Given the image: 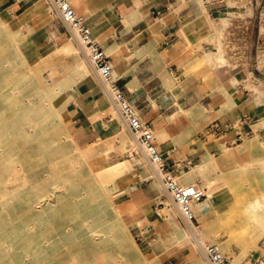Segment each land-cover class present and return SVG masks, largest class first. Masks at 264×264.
<instances>
[{
    "label": "rangeland",
    "instance_id": "1",
    "mask_svg": "<svg viewBox=\"0 0 264 264\" xmlns=\"http://www.w3.org/2000/svg\"><path fill=\"white\" fill-rule=\"evenodd\" d=\"M46 2L51 16L60 19V13L52 12L49 0ZM211 6L212 17L208 18L203 27L187 34L181 53L185 75L194 79L195 89L205 97L206 102L212 99L216 101L218 109L193 133L194 137L193 134L187 136L189 142H199L200 148L193 149L187 145L180 151L182 155L178 154L175 157L178 159L185 153L200 152L203 160L210 157L216 159L217 168L213 174L218 186L213 198H209L206 194L202 200H209L214 207L209 214H203L199 213L195 205L197 220L188 224L190 222L187 223L183 218L180 208L166 188L154 186L155 193L151 201L159 211L158 216L161 221L163 214L167 213V217H171L173 223H177L182 228L190 230L189 227L192 225L195 231L190 235V239L179 244H164L162 238L169 235L174 225L160 227L158 233L146 236L143 231V235L138 234L134 227L130 228L124 222L113 219L111 222L114 224L111 226L104 224L102 238L95 240L88 228L82 225L95 204L91 201L89 191L95 189L99 194L102 190L115 195L121 191L120 189L125 188V184L123 181L118 183L111 177L104 178L102 173L94 176L87 166L88 159L92 162L100 156L97 151L107 135H102L84 147L86 153L88 149L90 154L88 159L86 154V160H83L80 152L74 149L79 144L76 143L66 123L65 127L59 126L48 135L54 140L52 151L41 149L39 141L35 139L15 137L6 133L5 136L0 137V194L15 179L11 170L14 164L21 167L20 177L17 180L23 184L20 201L10 206L4 213L5 216L10 217L11 224L20 228L22 233L15 238H6L4 244H13L14 247L2 251L0 264H90L93 254L98 249L119 256L120 261L117 264H212L206 252L208 243L218 244L229 257L231 264H254L256 258L264 256V221H252L247 207L251 200L261 194L260 181L264 175L261 173L244 175L236 167L238 160L250 156L253 152L264 154V134L256 132L246 136L237 144H228L233 147L242 146L237 157L214 154L197 136V133L203 131L209 122L224 113L236 117L233 108L240 103V100L235 97L234 88L243 81L240 80L228 90L224 87L212 64L214 62L212 58L217 61L218 52L209 53L210 50L207 51L209 45L218 47L216 37L221 33L224 36L226 52L239 57L252 72L256 59H262L264 55L262 51L264 50V0H218ZM4 11L5 0H0V20L9 18ZM224 12L229 16L226 26L222 24ZM75 37L79 41L78 37ZM78 43L82 47L80 41ZM10 44L11 41L6 36L0 39V61L5 60L8 55ZM82 54L87 55L84 48ZM115 73L117 74V70ZM22 75H31L34 80L27 88L16 92L10 100H2L1 95L13 93L16 77ZM60 76L65 78L67 73H60ZM42 80H44L42 63L22 62L0 69V102L2 101L4 106L3 111L0 112V127L6 126L16 114L15 102L27 99ZM232 99L236 100L234 105ZM262 99H264V90ZM256 102L264 106V100L260 99ZM199 116L195 114V117ZM122 118L125 120L123 115ZM261 126H263L262 122L256 127ZM123 135L128 138L134 137L129 125ZM125 157L128 158V154ZM171 164L179 177L185 173L189 177H195L192 181H198L194 172L185 171L191 169L195 162L187 167H184V164L174 166V162ZM96 178L108 180L106 189L103 190V187L96 183ZM139 180L152 183L148 178L138 179V182ZM198 183L202 187L205 184L203 180ZM126 197L128 191L116 195L121 202H124ZM145 200L143 206L147 211H153L154 208L151 207L149 200L146 197ZM169 203L171 204L168 206ZM44 208H48V215L41 220L35 219L34 214ZM220 211L222 214L218 216ZM131 218L129 216L127 221ZM67 227L77 228V231L68 238L63 233ZM261 264H264V261Z\"/></svg>",
    "mask_w": 264,
    "mask_h": 264
},
{
    "label": "crops",
    "instance_id": "2",
    "mask_svg": "<svg viewBox=\"0 0 264 264\" xmlns=\"http://www.w3.org/2000/svg\"><path fill=\"white\" fill-rule=\"evenodd\" d=\"M202 1L72 0L76 9L84 15L91 26L93 36L110 56L117 70L116 78H119L120 85L138 107L142 117L151 122L155 130L165 129L172 137L167 145L158 143L160 149L168 154L170 162L175 163L174 166L184 164V167H187L195 162L191 169L185 171L194 172L197 175V182L202 181L196 169V166L203 162L202 154L185 153L178 159L175 156L181 154L180 151L187 145L193 149L200 148L199 142H189L187 136L195 133L218 109L214 99L210 102L205 101V97L195 89L194 79L185 75L182 66L184 62L181 47L187 39V34L204 25L200 21L204 13ZM42 2L45 3L44 7ZM207 5L208 19L212 17V6ZM47 6L46 0H5L4 13L10 18L13 29H22L21 36L26 38L23 48L30 63L44 64V75L51 69L52 81H63L69 77L78 56L72 50L70 40H75L78 45L79 41L77 42L76 35L61 16L60 19L51 16ZM90 61L87 56L89 65ZM60 73H67V76L61 78ZM244 83L242 81L234 88L235 97L240 100L233 108L235 118L246 111L262 115L264 106L256 102L257 93ZM104 86L99 80L94 84L83 85L82 89L76 85L69 89L77 90L83 99V104L71 102L65 110L66 113L64 112L68 129L76 143L82 147H87L104 134L107 135L104 142L110 140L117 146L122 142L127 144L130 142L123 134H109L91 117L95 109L101 111L107 107ZM172 93L176 94L175 98L184 107L175 119L171 118V110L175 106L171 108L169 106ZM97 101H100V105H96ZM195 114L200 116L195 117ZM111 117L110 113H104L103 120L108 121ZM235 118L224 113L215 119ZM201 132L197 133L199 138ZM104 142L100 144V148ZM206 144L214 154H220L225 145L235 143L231 139H225ZM123 155L121 153L118 157L121 158ZM100 171L106 170L101 168ZM181 178L183 182L190 183L195 177L183 173ZM145 182L146 180H139L135 193L137 197H146L154 210L149 212L140 205L136 213L131 215V220L135 222L134 229L142 235V229L148 228L153 234L160 230V227H165L158 216L159 211L151 202L155 193L154 186Z\"/></svg>",
    "mask_w": 264,
    "mask_h": 264
},
{
    "label": "bare ground",
    "instance_id": "3",
    "mask_svg": "<svg viewBox=\"0 0 264 264\" xmlns=\"http://www.w3.org/2000/svg\"><path fill=\"white\" fill-rule=\"evenodd\" d=\"M70 1L73 4L72 0ZM203 1L202 4L204 13L200 21L202 24H205L208 21L207 16L209 14V8L206 2ZM42 6L44 7L45 3L42 2ZM223 14L222 24L223 26H226L229 21V16L225 14V12ZM21 31L22 29H13L11 27L10 18H3L0 20V39L6 36L11 41V44L8 46V55L6 56L5 60L0 61V69L11 67L14 64L22 62H30L23 48V42L26 40V38H22ZM216 38L218 47L214 48V46L211 44L209 45V49L207 51L210 50L209 53L211 51L218 52L217 61L212 58V61H214L212 64L224 87L227 90L229 88L231 89L233 85L235 86L236 83H238L240 80H243L245 81L246 87L257 93L255 98L256 100H264L262 99L264 85L252 78L251 69L247 68L239 57H237L235 54H228V52H226L227 49L224 45V36L221 33ZM70 43L73 47L72 50L77 53L78 56L73 67L71 68V73L69 74L67 80L52 81L51 77L53 74L51 69H47L49 70L48 73L44 75V80L39 81L38 85H36L34 92L28 96L27 99L20 101L17 100L15 102L17 112L9 120L6 126L0 127V137L5 136L6 133L15 137H23L32 140L35 139L39 141L41 149L52 151L54 149V140L50 139L48 135L59 126L65 127L67 120L64 112L67 109V106L74 101L76 103L83 104V99L81 98L79 92L77 90L69 91V89L75 85L82 89L83 85H87L88 83L94 84L99 80H101V82L105 85L103 93L104 100L107 101V107L102 108L101 111L95 109L93 113H91L92 119L101 124L109 134L121 135L126 132L128 124L125 122V120H123L122 113L115 101L113 102V98H111L112 96L110 95L107 84L103 82L99 74L95 71L91 61L90 65L87 62V55L82 54L83 46L81 47L80 44L78 45L75 40H70ZM112 65L114 78H116L115 65L113 63ZM33 80L34 78L31 75L17 76L15 85L13 87V93L1 95L2 100H10L16 94V92L27 88ZM175 95V93L171 94L172 101L170 103L171 105H169L170 108L175 106V108L171 110L172 119H175L177 116H179L180 112L184 110V107L180 101L175 98ZM235 102L236 100L232 99L233 105ZM96 105H100V101H97ZM3 107V102L1 101L0 112L3 111ZM104 113L111 114L112 117L110 120H103ZM262 124L264 125V120L262 121ZM1 131H3V133H1ZM154 131L159 145H167L170 143V139L172 137L165 129ZM126 137L128 138V136ZM129 141V144L122 142L120 146H117L113 141L106 140L104 145L98 150V154L100 156L92 162H90L88 159V155L90 154L88 149L86 153L85 148L80 145L75 146L74 148L80 152L83 160H86L87 154V166L89 171L94 176H99L102 173V177L104 178L111 177L114 180L116 179L118 183L123 181V184H125V188L120 189L121 191H118L119 193L115 195H112L108 191L104 192L102 190L99 194L95 191V189L89 191L91 193V201H93L95 204H93L91 207L92 211L89 216H87V219L84 220L82 225L88 228L95 240L102 238V231L104 230L102 226H104V224L107 226L113 225L114 223L111 222L113 219L118 220L121 223L124 222L126 226L130 228L134 226L135 222L131 220L127 221V219H129V216L132 214H135L140 205H143L146 201L145 197L136 196L135 188L139 186L138 179H151L153 186L165 189L161 178L156 171L155 165L151 162L148 154L139 144L137 138L135 136L129 137ZM241 147L242 146L233 147L227 144L221 150L220 155L237 157ZM121 153L124 155L123 157L119 158L118 156ZM127 154L129 156L128 158L125 157ZM83 160L82 162H84ZM216 164V159L214 157H210L209 159H204L202 163L196 166L200 178H202L205 183L203 187L197 181L185 183L180 176L179 178L181 183L196 184L201 187L206 194L209 195V198H213L214 192L218 186L217 179L213 174V170L217 168ZM236 167H238V171L244 175H247V173L251 175L261 173L264 175V154L261 152H253L250 156L238 160ZM101 168L106 171H100ZM20 169L21 167L18 164L11 166V170L14 172L13 177L15 179L13 180L12 184L7 186L5 191L0 194V256L4 249L11 250L14 247L13 244H4L6 238H15L22 233L20 228H17L11 224L12 222L10 217L4 215L10 206L21 199L23 184L21 181L17 180L20 177ZM107 181V179L96 178V183L102 186L103 190L106 189ZM260 185L261 194L251 200L247 206L250 211V218L255 222L264 221V178L260 181ZM125 191H128V197L125 198L124 202H121L120 199L116 198V195H121V193ZM170 204L171 203H169L168 206ZM193 205H196V209L199 211V213L203 214H209L214 207L209 203V200L194 202ZM218 214V216H220V214H222L221 211L218 212ZM47 215L48 208H44L36 212L34 214V218L41 220ZM162 223L166 227L174 225V227L170 230L169 235L165 238H162V242L164 244H179L185 240H189L190 235L195 231L192 225L189 227L190 230H187L179 226L177 223H173L172 218L167 217V213H165V215L163 214ZM76 231L77 228L71 229L67 227L63 233L64 236L68 238ZM142 231L146 236H150L152 234L148 228L142 229ZM119 261V256L113 255L107 250L98 249V251L93 254L90 264H117Z\"/></svg>",
    "mask_w": 264,
    "mask_h": 264
},
{
    "label": "built area",
    "instance_id": "4",
    "mask_svg": "<svg viewBox=\"0 0 264 264\" xmlns=\"http://www.w3.org/2000/svg\"><path fill=\"white\" fill-rule=\"evenodd\" d=\"M217 1L207 0L208 4H215ZM49 5L60 13L63 21L78 37L95 70L107 84L110 95L118 105L132 133L155 165L164 187L171 193L174 202L180 208L183 218L190 223L196 221L197 215L193 203L200 202L206 197L204 190L196 184L181 183L168 154L164 153L158 145L153 124L142 117L138 107L130 100L120 85L119 78H114L110 56L93 36L92 28L84 15L77 11L70 0H49ZM252 70V78L264 85V55L262 59H256ZM263 120L264 113L257 115L249 111L235 119H215L201 132V139L208 144L217 140L231 139L233 143L237 144L246 136L256 132L263 135L264 125L256 127ZM206 252L212 264H231L229 257L218 244L208 243ZM263 261L264 256H261L256 258L254 264H261Z\"/></svg>",
    "mask_w": 264,
    "mask_h": 264
}]
</instances>
